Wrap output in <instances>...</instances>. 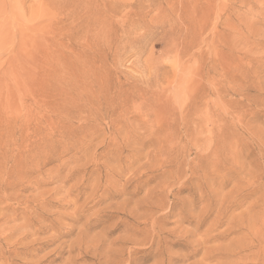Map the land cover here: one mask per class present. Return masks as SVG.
Returning <instances> with one entry per match:
<instances>
[{
    "label": "rangeland",
    "instance_id": "374dc122",
    "mask_svg": "<svg viewBox=\"0 0 264 264\" xmlns=\"http://www.w3.org/2000/svg\"><path fill=\"white\" fill-rule=\"evenodd\" d=\"M0 264H264V0H0Z\"/></svg>",
    "mask_w": 264,
    "mask_h": 264
}]
</instances>
